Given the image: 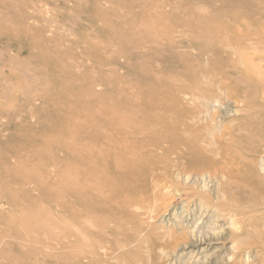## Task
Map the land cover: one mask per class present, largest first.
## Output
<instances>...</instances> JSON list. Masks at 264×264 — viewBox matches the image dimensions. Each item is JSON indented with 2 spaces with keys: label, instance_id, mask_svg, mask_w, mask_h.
Here are the masks:
<instances>
[{
  "label": "rangeland",
  "instance_id": "1",
  "mask_svg": "<svg viewBox=\"0 0 264 264\" xmlns=\"http://www.w3.org/2000/svg\"><path fill=\"white\" fill-rule=\"evenodd\" d=\"M232 24L244 28L243 65L264 66V0H0V264H87L79 232L94 264H264L253 257L264 252V195L242 200L256 174L264 180V155L229 137L234 104L210 97L231 56L219 32L197 34ZM174 118L189 128L178 137L205 152L181 140L165 153L144 135L145 120ZM207 123L223 127L217 146ZM173 129L163 148L177 142ZM122 138L132 150L107 153ZM212 147L234 153L235 165ZM190 158L216 172L212 182L172 176ZM150 160L147 181L131 180L116 199L107 191L115 210L85 209L99 203L80 200L87 180L120 186ZM216 208L231 215L224 227L209 226Z\"/></svg>",
  "mask_w": 264,
  "mask_h": 264
},
{
  "label": "bare ground",
  "instance_id": "2",
  "mask_svg": "<svg viewBox=\"0 0 264 264\" xmlns=\"http://www.w3.org/2000/svg\"><path fill=\"white\" fill-rule=\"evenodd\" d=\"M241 28H242L241 25H237V24H232L231 26H228V27L215 26V27L210 28V29L209 28L198 29L197 34H203L205 36L207 35L208 37H213L216 32L220 33V39H221V41L224 42V50L226 51V53H228L231 56L229 58L230 60L228 59L229 61H227V63H225L228 65V68H226L227 70L230 67V69H229L230 74L226 75V77L220 76V79H217L219 81V85H218L219 86L218 87L219 88V90H218L219 96H216V97L211 96L210 98H212V100L214 99L213 100L214 103H220L222 101V99H227L232 104H234V108H235L234 112L237 113V115H238V119H236L237 126L235 128L227 126V129L229 130V133L231 134V136H229V137L231 138V140H232V138H235L236 136L247 138L248 144L251 147L250 150L253 149V151L257 152V155L263 157V155H264V66H262L260 64L259 67L252 68L254 70V71H252L251 69H249L248 66L243 65L244 61L243 60L241 61V59L239 57H241V56H243V57L245 56L247 58H250V57L248 56V54H245L244 52L242 53L239 45H238V47L236 46L238 43L240 44V42H241L238 38V36L240 35L239 30ZM248 28L251 29V27H248ZM242 29H244V28H242ZM261 30H262V32L264 31L263 29H261ZM245 31L248 32L249 30L248 31L245 30ZM240 32H241V30H240ZM261 35H262V33H261ZM260 41H262V40H260ZM221 57H222V55H221ZM216 62L214 61V63H216ZM215 67H217V66H215ZM201 69H203V68L200 67V70ZM217 70L220 71L219 67H217ZM221 71H223V70L221 69ZM221 74H223V72H221ZM208 78L213 79V77L211 75H209ZM211 107L208 108V111L210 110ZM147 122H148V126H149L148 128H146ZM117 123H118V121H117ZM205 126H206L207 131L210 132L211 137L214 139L213 141H211V143L216 142L215 140L219 139L220 135L223 134V127L221 125H217L215 127V130L211 129L210 124L205 125ZM167 127H173L174 128L172 140H177V142H174V143L169 142V143H167L166 148H163L161 144H164L163 140H164V138L165 139L167 138V135H168ZM183 127L185 129H189L188 125H186L185 123L179 124V122L177 121V118H174V119L170 120L169 122L161 121L158 119H153V120H145L142 129L144 130V135H146L148 140L150 142H152L154 145H156V147L164 149L165 153L166 152H173L174 150H176L177 147L179 146V143L181 140L185 141V146L187 148H189V149L192 148L194 151H197L200 154L205 152L207 149L206 146L195 148L193 146V144H191L187 138L183 139V138L178 137L177 132H180V130ZM154 128H158L160 131L155 132ZM118 141L119 142H117V143L114 141L113 143H115V144H113L111 142L112 148L107 149L106 150L107 153L112 155V153L114 151L117 152L118 148L123 149V150H127V151H129L131 149L132 143H130L128 141L125 142L123 138L118 140ZM90 142L92 143V141H90ZM256 142H258V143H256ZM236 143H238V142H236ZM214 144L217 146V144H219V142H216ZM238 144L240 145L241 148L248 149L247 144L243 143V141H241V143L239 142ZM140 146H141V148H145V143H142ZM87 147H88V145H87ZM212 149L216 152V154H219L222 157H225L226 160H224L223 162H226V163H224V164L229 165V167H230V165H235V163L231 160V156L233 158L234 153H228V156H227L224 153L222 147L220 148V150H217L216 148H213V147H212ZM137 153H138V151H137ZM87 154H88V152H87ZM131 154H132V152H131ZM102 155H103V153H102ZM112 156H114V155H112ZM122 158L125 159V156ZM114 161H113V163H115ZM119 161H121V159L118 158L116 161L117 164H119ZM204 161L209 162L210 160L205 159ZM78 162H80V161L78 160ZM146 162L147 161H145V163L143 165V169H141V170L140 169L136 170L138 167L139 161L135 162V163H137L136 166H134L133 163H130V164H133L132 165L133 167L127 173L123 174V177H122L123 179H121L119 181L120 186L109 185V187L106 188L105 186L103 187L102 184L100 183L98 186L93 187L94 181L92 182L91 180H87L86 183H87V186H89L90 191L87 194L79 193L80 200H83V199L88 200L87 198L90 197L91 195H93L95 197L94 199L99 201V203L89 202V203H87L88 208L85 207V209L88 211H92V208H100L102 206L101 204H104V205H108L111 207V208L109 207L108 209H114L115 210V207L117 206V204H114L115 202H111V201L107 200L106 197L109 196L107 194V191L110 194H112V196H109V197L116 199L115 196L118 197L120 194V192H118L119 191L118 189H120L122 192L125 189H130L128 186H129L131 180H132L131 182H137V183H138V181H142V182L147 181V178L149 177L150 173L153 171V166H152L153 162H152V164H151V160L147 163ZM190 162H193L191 164H193V166H195L194 167L195 169H192V171H190V168H189ZM194 162H196V161H194L193 158H190V160L186 163L182 162L180 164L179 162H176L177 163L175 165L176 172L174 170L172 173V176L173 177L176 176L178 178L181 177L185 180H191V181L195 180V179H197V180L201 179L203 181L212 182L214 176L216 175V172L212 171V170H201L200 168H197L199 166L198 165L199 162H196V164H194ZM86 163H87V161H86ZM85 166H87V165H85ZM154 166H156V165H154ZM118 172H120V171H118ZM81 173H82V170H81ZM120 175H121V173H120ZM231 175H232L231 179L233 180V178L235 176L233 173L229 174V176H231ZM253 180L255 181V191H253L252 194H249L247 197L242 198V200L249 199V200L253 201L254 198L261 197L260 195H264V180H263L262 176L259 174H256L253 177ZM81 182H83V181H80L79 183H81ZM214 184H216V183H214ZM95 185L96 184L94 183V186ZM210 185H211V183H210ZM226 194L229 195V200H230V198L233 200H238L235 198L233 193L227 191ZM131 196H132V193H131ZM133 200H135V199L132 196V202H134ZM222 211L220 212V211H218V209L212 210V213H214L215 217L218 216L217 217L218 219L216 218L213 221L211 219V222H210L211 224L209 226L214 225L217 221H221L223 227L226 225L227 219L231 215H229V213L226 214L225 211L224 212H222ZM81 235H82L81 232H79V234H78L79 243L78 244H79V251H80L79 253L81 254L80 258L82 257L83 259H87L89 262L87 264H94V261H95L94 260V255H95L94 250L87 246L85 238L82 237ZM210 236H209V238H207V240L210 239ZM212 237L214 239V236H212ZM254 237L259 239V233L255 232ZM261 239L264 241V236ZM199 240H198V242L194 243V247L196 249L199 247V245L202 242H204L202 240V238H201L200 243H199ZM257 254H258V257H257ZM257 254H256V256H253L255 259H261V260L263 259L264 260V252L259 251ZM78 264H82V263L79 261Z\"/></svg>",
  "mask_w": 264,
  "mask_h": 264
}]
</instances>
